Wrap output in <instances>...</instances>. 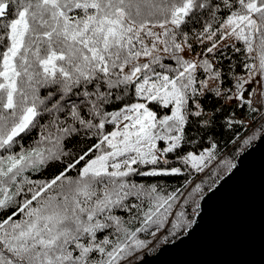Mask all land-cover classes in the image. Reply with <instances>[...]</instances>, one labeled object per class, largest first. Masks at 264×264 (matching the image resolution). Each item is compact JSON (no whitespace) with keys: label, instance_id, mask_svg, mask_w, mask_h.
<instances>
[{"label":"snow or ice","instance_id":"6c2138e0","mask_svg":"<svg viewBox=\"0 0 264 264\" xmlns=\"http://www.w3.org/2000/svg\"><path fill=\"white\" fill-rule=\"evenodd\" d=\"M240 129L264 143V0H0V264H144L206 191L160 181Z\"/></svg>","mask_w":264,"mask_h":264},{"label":"water","instance_id":"95a60500","mask_svg":"<svg viewBox=\"0 0 264 264\" xmlns=\"http://www.w3.org/2000/svg\"><path fill=\"white\" fill-rule=\"evenodd\" d=\"M235 164L200 200L187 232L144 264H264V143Z\"/></svg>","mask_w":264,"mask_h":264},{"label":"trees","instance_id":"16d2710c","mask_svg":"<svg viewBox=\"0 0 264 264\" xmlns=\"http://www.w3.org/2000/svg\"><path fill=\"white\" fill-rule=\"evenodd\" d=\"M219 131V130H218ZM247 134L246 129H240L234 132L225 131L222 137L218 135L216 137L217 140H219V150H218V161L213 162L209 169L206 170L205 173H198L193 174L189 179H191L194 183L191 185H184V178L183 177H171V178H165L164 180L160 181L162 184H165L169 190L177 187H187L191 188L194 187L195 184H202L203 187H205L206 191L204 195L209 192L217 183L218 181L223 178L230 170L225 169L222 167L223 161L225 159H231L233 163L236 162V159L240 155H236V149L233 143L229 142L230 138L233 135L243 137ZM218 169L219 175L216 174V170ZM155 182V181H153ZM198 202H200V198L197 197ZM179 210V207L177 208V211ZM199 212V210H198ZM187 215L189 219H191L194 222V219L197 215V213H193L191 211V202H189L188 209H187ZM176 222V217L172 216L169 218V220L165 223V225L161 226L157 231L158 234L156 237H148L149 240L153 241L152 246L148 249V251L159 249L161 246L171 243L175 240H177L179 237H181V234L189 229L187 225H184L180 229H173L172 225ZM193 224V223H192ZM173 232L175 234L173 235ZM145 255V254H144Z\"/></svg>","mask_w":264,"mask_h":264},{"label":"rangeland","instance_id":"374dc122","mask_svg":"<svg viewBox=\"0 0 264 264\" xmlns=\"http://www.w3.org/2000/svg\"><path fill=\"white\" fill-rule=\"evenodd\" d=\"M236 160H237V159H236ZM235 163H236V162H235ZM218 182H219V181H218ZM199 203H200V202H199ZM189 228H190V227H189ZM187 230H188V229H187ZM187 230L184 232V234L187 232ZM184 234L182 233L181 236L184 235ZM157 250H158V249H155V250H152V249H151L150 251L147 250V252L145 253V255H146V254H148V255H153V254H155V253L157 252Z\"/></svg>","mask_w":264,"mask_h":264}]
</instances>
